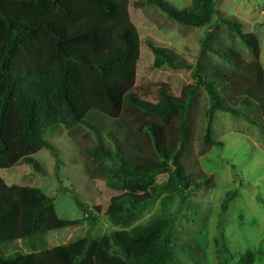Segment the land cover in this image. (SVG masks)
Segmentation results:
<instances>
[{
    "label": "trees",
    "instance_id": "16d2710c",
    "mask_svg": "<svg viewBox=\"0 0 264 264\" xmlns=\"http://www.w3.org/2000/svg\"><path fill=\"white\" fill-rule=\"evenodd\" d=\"M130 1L0 0V171L25 163L44 176L34 155L42 149L55 154L46 137L77 125L97 133L90 122L94 112L121 121L125 128L123 133L108 132L111 148L98 141L95 159L108 161L114 170V176L103 182L102 210L123 230L41 250V235L78 226L82 220L59 219L52 197L36 188L9 187L0 177V264H172L173 215L163 213L134 224L149 204L145 193L153 200L208 188V181L194 180L181 162L190 138V101L200 87L210 103L205 145H222L212 139L215 111L233 116L255 112V117H245L264 140V92L247 82L223 83L222 93L212 76L194 71L195 83L180 96L161 88L159 101L153 103L134 92L141 37L131 21ZM145 3L183 26L209 27L221 21L258 51L256 37L242 35L241 24L222 18L216 0H191L179 10L167 0ZM148 46L155 67H183L167 49L150 41ZM237 195V190L226 193L220 224ZM95 211L98 214L100 208ZM220 226L218 262L226 264L221 256L230 254ZM20 241L27 243L29 253L4 255V247ZM255 258L246 250L235 264H256Z\"/></svg>",
    "mask_w": 264,
    "mask_h": 264
},
{
    "label": "rangeland",
    "instance_id": "374dc122",
    "mask_svg": "<svg viewBox=\"0 0 264 264\" xmlns=\"http://www.w3.org/2000/svg\"><path fill=\"white\" fill-rule=\"evenodd\" d=\"M176 9L187 7L191 0H167ZM222 18L241 24V34H252L258 40V51L251 50L241 37L215 20L209 27H188L169 19L145 0H131V21L141 37V54L134 87L141 98L156 103L160 89L180 96L195 83L194 71L212 78L220 86L226 82L249 83L264 92V0H216ZM148 41L167 49L180 69L155 67V55ZM233 104V101L230 102ZM209 98L200 87L190 101V138L182 151L181 162L194 180L205 179L207 189L160 195L149 202L141 218L134 224L147 223L153 217L171 213L175 219V248L172 264H219V225L229 255L222 262L235 264L238 256L252 250L256 264H264V140L258 127L249 122L253 111L233 116L215 111L212 139L221 146L205 145ZM90 122L97 133L77 125L60 128L46 137L55 147V154L42 149L34 155L44 176L25 163L0 171L7 186L36 188L52 197L61 220H82L78 226L39 237V248L49 250L70 241L88 237L91 240L123 230L104 214V181L114 176L108 161L97 162V143L112 147L108 132H125L122 123L92 113ZM159 183L162 181L159 178ZM237 190L222 224L219 214L227 192ZM75 197L83 205L80 210ZM95 208H100L97 214ZM4 255L29 253L27 243L20 241L4 247Z\"/></svg>",
    "mask_w": 264,
    "mask_h": 264
}]
</instances>
